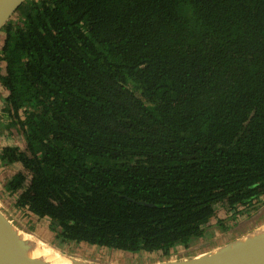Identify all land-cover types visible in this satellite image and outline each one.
Masks as SVG:
<instances>
[{
  "label": "trees",
  "instance_id": "16d2710c",
  "mask_svg": "<svg viewBox=\"0 0 264 264\" xmlns=\"http://www.w3.org/2000/svg\"><path fill=\"white\" fill-rule=\"evenodd\" d=\"M2 31L5 193L57 246L170 259L264 207V0H26Z\"/></svg>",
  "mask_w": 264,
  "mask_h": 264
},
{
  "label": "water",
  "instance_id": "95a60500",
  "mask_svg": "<svg viewBox=\"0 0 264 264\" xmlns=\"http://www.w3.org/2000/svg\"><path fill=\"white\" fill-rule=\"evenodd\" d=\"M25 1L26 0H0V33L18 7ZM145 204L153 205L152 203L147 202H145ZM0 214H2L7 221L15 227L1 209ZM232 231L233 230L228 232V234L232 235ZM248 232L251 231H247L246 233ZM246 233H243L242 235ZM237 239L221 245L219 248H213L207 252H199L196 256H191L188 259H172L144 264H264V237L252 238L249 242L243 245L237 244ZM205 246H210V243H207ZM0 264L102 263L89 262L77 259L65 253L63 254L62 252L50 248L31 237H28L24 242H20L0 233Z\"/></svg>",
  "mask_w": 264,
  "mask_h": 264
},
{
  "label": "rangeland",
  "instance_id": "374dc122",
  "mask_svg": "<svg viewBox=\"0 0 264 264\" xmlns=\"http://www.w3.org/2000/svg\"><path fill=\"white\" fill-rule=\"evenodd\" d=\"M4 35L5 33L2 31L0 33V44L3 42ZM0 109H1V102H0ZM2 142L3 141L0 140V144ZM10 142L11 144L14 143L21 144L22 142L21 136L12 139ZM17 169H18V165L16 164H14L13 166H6L0 164V207L2 208V210L8 212V214H6L5 216L9 220L10 219L13 220V222L10 220L11 223L21 232L27 235L28 233L25 231L26 228L34 236L35 240L45 244L50 248L60 251L63 254L65 253L77 259L86 260L94 263H102V264H136V263L144 264V263H153V262L172 260V259H188L192 255H195L201 251L206 250V249H202V248H206L205 244H203V246L199 244L201 241H199L197 245L191 247L190 250H186L184 247L178 246L176 252H174V256L169 259L162 257V254L160 252L148 253L143 250L139 252H129L123 250H113V249H108L106 247H100V246L89 245L84 243L64 242L60 246H57L54 238L55 234L49 229V225H50L49 219L47 218L39 219L35 217L33 221L36 223V225H32V224L31 226L28 225L27 222L23 219L25 217V214L13 207V202L15 200V197L5 193L4 184L8 179V177L14 174ZM223 214L224 212L221 211L220 215ZM225 214L227 213L225 212ZM215 221H217V218H215ZM245 223L247 224L246 226L247 231H252L253 229H256V227H259L260 225L264 224V207L258 210L257 212H255L254 217L248 218L246 221H244L243 224ZM40 227L43 228L44 230L35 232L36 229ZM27 236L31 237L29 234ZM228 236H229L228 239L233 241L232 240L233 236L230 234ZM207 242L211 244L209 240Z\"/></svg>",
  "mask_w": 264,
  "mask_h": 264
},
{
  "label": "bare ground",
  "instance_id": "6f19581e",
  "mask_svg": "<svg viewBox=\"0 0 264 264\" xmlns=\"http://www.w3.org/2000/svg\"><path fill=\"white\" fill-rule=\"evenodd\" d=\"M0 233L5 235L6 237H9L11 239L20 242H24L28 239L26 234L21 232L19 229L13 227L2 214H0ZM261 237H264V224L260 225L251 232L242 235L240 238L236 240V243L239 245H243L249 242L252 238H261Z\"/></svg>",
  "mask_w": 264,
  "mask_h": 264
},
{
  "label": "crops",
  "instance_id": "0c3cea01",
  "mask_svg": "<svg viewBox=\"0 0 264 264\" xmlns=\"http://www.w3.org/2000/svg\"><path fill=\"white\" fill-rule=\"evenodd\" d=\"M242 233H240L239 235H237V234H235V233H233L232 234V240H235V239H237V238H239V236L240 235H242L243 233H246L247 232V229H245L244 231H241ZM218 235V237H220V238H214V239H212V240H209L210 242H211V244H210V246H206V248H219L221 245H224V244H226V243H228V242H231V240L230 239H228L229 238V236H225V238H223L222 236H220L219 234H217ZM222 237V238H221ZM217 239H219V243H218V241H217ZM207 241H204V242H200L199 244L200 245H202L203 246V244H205V245H207ZM212 245H214L213 247H211ZM206 248H202V249H206ZM210 250V249H209ZM205 252V251H204Z\"/></svg>",
  "mask_w": 264,
  "mask_h": 264
},
{
  "label": "flooded vegetation",
  "instance_id": "af4514ba",
  "mask_svg": "<svg viewBox=\"0 0 264 264\" xmlns=\"http://www.w3.org/2000/svg\"><path fill=\"white\" fill-rule=\"evenodd\" d=\"M2 95H5V93H3ZM0 102H1V99H0ZM0 140L3 141V142L0 144V148H1V145L5 144V143L11 144V142H10L11 140H9V139L6 140L5 138L1 137ZM14 144H16V143H14ZM17 144H18V143H17ZM17 144H16V145H17ZM20 145H22V142H21ZM0 164H1V165H6V166H13L12 164H10V165H8V164H3V163H1V161H0ZM15 172H16V171H15ZM182 247H183V246H182Z\"/></svg>",
  "mask_w": 264,
  "mask_h": 264
},
{
  "label": "clouds",
  "instance_id": "9594fccd",
  "mask_svg": "<svg viewBox=\"0 0 264 264\" xmlns=\"http://www.w3.org/2000/svg\"><path fill=\"white\" fill-rule=\"evenodd\" d=\"M207 241V240H206ZM201 252H204V251H201ZM196 255V254H195Z\"/></svg>",
  "mask_w": 264,
  "mask_h": 264
}]
</instances>
